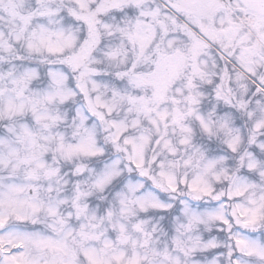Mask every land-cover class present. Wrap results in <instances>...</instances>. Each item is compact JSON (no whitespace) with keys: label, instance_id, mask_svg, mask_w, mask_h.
Instances as JSON below:
<instances>
[{"label":"snow or ice","instance_id":"6c2138e0","mask_svg":"<svg viewBox=\"0 0 264 264\" xmlns=\"http://www.w3.org/2000/svg\"><path fill=\"white\" fill-rule=\"evenodd\" d=\"M0 264H264V0H0Z\"/></svg>","mask_w":264,"mask_h":264}]
</instances>
